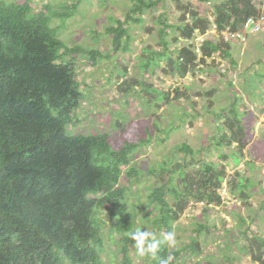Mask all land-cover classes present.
Returning <instances> with one entry per match:
<instances>
[{"label": "trees", "instance_id": "trees-1", "mask_svg": "<svg viewBox=\"0 0 264 264\" xmlns=\"http://www.w3.org/2000/svg\"><path fill=\"white\" fill-rule=\"evenodd\" d=\"M81 1L54 10L49 2L37 8L31 0H0V264H112L114 259L103 260L114 254L104 245L105 219L100 216L104 210L113 219L110 233L121 234V261L117 264H136L131 251L140 257L129 234L144 229L135 227V215L124 203L125 188L118 183L122 166L129 164L132 152L151 141V134L115 147L106 132L71 133L68 127L73 122L72 112L83 99L76 77L77 54L87 52L95 64L99 57L112 58L116 52L129 51L133 23H142L144 13L163 0H130L128 11L105 26V32L113 37L108 55L98 48L67 44L59 36L62 26H52L54 17L65 25ZM205 1L215 5L210 17L194 10L188 22L183 18L172 23L159 16L165 27L158 31V44L164 49L151 50L150 54L159 64L165 58L175 74L183 76L196 67L204 70L211 64L208 58L217 52L234 62L232 45L222 33L209 32L211 23H217L220 30L228 24L237 30L249 16L263 15L258 0ZM176 27L180 32L171 39L181 41V45L173 48V56L170 35ZM202 34L204 40L195 41ZM254 34L249 33L248 38ZM147 62L149 67V58ZM181 94L174 88L165 95L169 101ZM225 119L234 126L233 138L242 150L243 137L238 133L244 128L241 120L236 121V115V124L227 120V115ZM216 139V148L231 143L225 133ZM177 146L192 159L181 164L165 158L149 170L160 178L148 193L146 204L148 213L155 214L157 232H172L174 222L192 203L203 202L207 215L209 205L224 202L226 166L199 158L195 167L189 168L186 165L195 161L199 150L186 142ZM134 171L127 170L129 175ZM245 180L240 178L239 184L229 180L234 188L228 190L230 198L239 197L237 192L244 198L243 188L250 184ZM197 225L196 234L182 248L163 244L155 259L148 256L152 264L169 257L170 264H175L186 249L199 254V235L208 225ZM252 256L264 264L261 254Z\"/></svg>", "mask_w": 264, "mask_h": 264}, {"label": "rangeland", "instance_id": "rangeland-1", "mask_svg": "<svg viewBox=\"0 0 264 264\" xmlns=\"http://www.w3.org/2000/svg\"><path fill=\"white\" fill-rule=\"evenodd\" d=\"M31 1L37 8L49 2L54 10L75 2ZM131 3L130 0H82L74 15L65 19V25L59 17H54L52 26H62L59 36L67 44L98 48L108 55L113 37L105 32V26L114 24L112 18L122 17ZM258 4L264 14V0H258ZM214 6L205 0L160 1L144 13L142 23H133L129 51L116 52L112 58L99 57L95 64L87 52L78 53L76 77L83 99L72 112L73 122L68 129L71 133L106 132L115 147L123 141L151 134V141L132 152L129 164L122 166L118 185L125 188L124 203L135 215V227L154 233L158 238L167 232H157L153 221L155 214L150 215L146 207L148 193L160 182L156 173H149L152 165H158L165 158L181 164L191 160L177 146L186 142L199 150L195 161L186 165L189 168H194L201 158L226 166L228 178L224 180L226 188L222 190L224 202L215 207L209 205L207 215L204 204L192 203L174 222L172 232L176 244L171 249L189 243L199 222L208 225L199 235L200 253L192 254L186 249L175 264H260L252 255L261 254L264 261V27L242 43L224 34L232 45L235 61L223 58L217 52L208 58L211 64L204 70L199 71L196 67L194 72L183 76L173 73V65L165 58L159 64L150 54L151 50L164 49L158 44V31L165 27L158 20L160 15L164 21L176 23L179 20L180 23L184 18L188 22L194 10L210 17ZM179 32L176 27V32L173 30L170 35L173 56L176 55L173 48L181 45V41L171 38ZM148 58L151 63L146 67ZM174 88H179L182 94L168 101L165 94ZM225 115L231 123L236 124L237 119L242 122L244 128L238 132L243 137L242 150L238 149L240 142L233 138L234 126L226 123ZM218 126L224 129L220 132ZM221 133H225L231 143L216 148V138ZM129 168L135 169V173L129 175ZM240 178H246L250 183L243 188L245 196L243 198L237 192L239 197L230 198L227 189L232 191L234 188L229 180L239 184ZM100 216L105 219L104 245L114 252L103 260L114 259L112 264H117L121 261L118 250L121 234L110 233L113 219L108 211L104 210ZM131 252L136 264H152L150 257H137Z\"/></svg>", "mask_w": 264, "mask_h": 264}, {"label": "clouds", "instance_id": "clouds-1", "mask_svg": "<svg viewBox=\"0 0 264 264\" xmlns=\"http://www.w3.org/2000/svg\"><path fill=\"white\" fill-rule=\"evenodd\" d=\"M263 27H264V23H263ZM224 188L226 187H223V189ZM227 193L229 194L228 189H227ZM199 203L203 204V202H199ZM129 235L130 238L135 242V248L137 250L138 255L141 257L150 256L151 258L155 259L157 257V253L161 248V245L167 244V246L173 247L176 244V238L174 232L164 233L162 234V238H157L154 233H151L147 230H137L130 233ZM170 259L171 257H169L168 259L161 258L160 264H170Z\"/></svg>", "mask_w": 264, "mask_h": 264}, {"label": "built area", "instance_id": "built-area-1", "mask_svg": "<svg viewBox=\"0 0 264 264\" xmlns=\"http://www.w3.org/2000/svg\"><path fill=\"white\" fill-rule=\"evenodd\" d=\"M264 23V16H260L259 18H254L253 16H249L247 19L244 20V22L239 26V29L233 30L231 25H226L223 29H219V26L217 23L212 22L210 31L214 33H222L225 34L227 37H230L231 39H236L239 42L246 41L248 38L249 33H257L263 28ZM204 37L202 35H198L196 37V41L198 43H201L202 39Z\"/></svg>", "mask_w": 264, "mask_h": 264}]
</instances>
